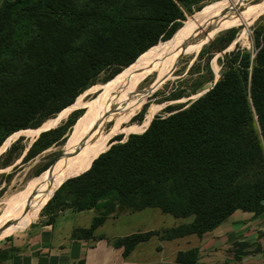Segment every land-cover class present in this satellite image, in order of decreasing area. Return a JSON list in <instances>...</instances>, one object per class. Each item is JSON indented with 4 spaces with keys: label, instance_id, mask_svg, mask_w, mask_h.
I'll list each match as a JSON object with an SVG mask.
<instances>
[{
    "label": "trees",
    "instance_id": "obj_1",
    "mask_svg": "<svg viewBox=\"0 0 264 264\" xmlns=\"http://www.w3.org/2000/svg\"><path fill=\"white\" fill-rule=\"evenodd\" d=\"M209 1H4L0 147L10 134L37 129L69 109L102 71L112 68L113 76L121 75L160 40L178 33L183 8L190 12ZM257 45L253 58L239 50L219 58L220 77L206 94L112 145L53 199L73 183L74 210L102 211L87 234L118 210L158 208L175 218H193L167 231L169 239L201 237L238 210L264 214V32ZM210 80L215 82L212 73ZM52 133L43 132L33 148ZM106 199L109 203L99 206ZM153 235H134L118 245L128 255ZM197 254L180 253L177 260L195 264Z\"/></svg>",
    "mask_w": 264,
    "mask_h": 264
},
{
    "label": "rangeland",
    "instance_id": "obj_2",
    "mask_svg": "<svg viewBox=\"0 0 264 264\" xmlns=\"http://www.w3.org/2000/svg\"><path fill=\"white\" fill-rule=\"evenodd\" d=\"M220 1L224 0L199 3L193 6L190 12L183 8L184 19L178 23L180 28L178 33L172 39L160 40L156 47L170 43L185 30L189 19L209 5ZM263 2V0H239L234 5L214 13L210 21L221 24L224 29L208 37L202 44L191 46L183 51L168 69L164 80L162 79L157 87L155 85L149 94H146V91L152 86L154 75L146 76L130 97L111 110L96 126L93 142L109 137L106 149L108 151L112 145L126 142L129 135L144 133L155 117H168L177 110L188 107L217 82L222 69L218 59L225 54L239 50L249 52L252 58L255 57L259 50L257 35L264 32ZM230 40L228 47L219 52L218 50ZM208 67L214 76V83L210 80L211 73ZM127 70L128 68L119 76H113L112 68L102 71L94 84L81 93L72 105L65 108L70 107L69 109H63L65 110L63 113L46 119L37 129L18 131L4 140V144L0 147V218L8 207L13 204L16 206L11 215L0 224V241L8 237V232L11 230L24 226L49 201L51 203L57 200V209L66 207L74 209L72 203L76 185L70 183L65 185L53 199L54 193L42 204V207L20 225L26 208L36 199L35 196L25 194L34 191L37 187L35 181L70 155V143L79 124L95 105L108 100L110 93L107 87L116 83ZM141 97H144V100L140 105ZM151 112L152 116L148 121L147 115ZM147 122L148 125H146ZM43 131L55 133L44 137L33 148ZM47 145L49 147L40 152ZM53 164L54 166L50 168ZM108 203L109 199H106L101 201L99 206L103 207Z\"/></svg>",
    "mask_w": 264,
    "mask_h": 264
},
{
    "label": "crops",
    "instance_id": "obj_3",
    "mask_svg": "<svg viewBox=\"0 0 264 264\" xmlns=\"http://www.w3.org/2000/svg\"><path fill=\"white\" fill-rule=\"evenodd\" d=\"M57 207V200L46 204L24 226L8 232L0 241V264H180L178 255L194 250L195 264H264V214L238 210L201 237L169 239L164 237L167 231L193 218H175L158 208L118 210L87 234L101 210ZM148 233L154 235L128 255L118 245L122 239Z\"/></svg>",
    "mask_w": 264,
    "mask_h": 264
},
{
    "label": "bare ground",
    "instance_id": "obj_4",
    "mask_svg": "<svg viewBox=\"0 0 264 264\" xmlns=\"http://www.w3.org/2000/svg\"><path fill=\"white\" fill-rule=\"evenodd\" d=\"M237 1L239 0H224L209 5L189 19V24L185 30L170 43L155 47L145 53L133 66L128 68L116 83L107 87L110 97L107 101L95 105L79 124L78 130L70 143V155L65 160L58 162L50 172H46L44 176L41 175L42 177L35 181L37 187L34 191L25 194L35 196L36 199L26 208L20 224L24 223L29 216L42 207V204L53 196L55 190L60 188L65 181L86 172L97 156L106 151L109 137L93 142L94 130L104 117L130 97L146 76L149 74L154 75L153 84L146 91V94H149L152 88L155 85L157 87V84L165 78L168 69L183 51L191 46L202 44L208 37L223 30L221 24L212 23L210 19L218 10L234 5ZM143 100L144 97H141L140 105ZM151 116L152 112L147 115L148 121ZM146 125H148V122ZM15 206L13 204L7 208L0 218V224L11 215Z\"/></svg>",
    "mask_w": 264,
    "mask_h": 264
},
{
    "label": "water",
    "instance_id": "obj_5",
    "mask_svg": "<svg viewBox=\"0 0 264 264\" xmlns=\"http://www.w3.org/2000/svg\"><path fill=\"white\" fill-rule=\"evenodd\" d=\"M215 83H216V82H215ZM215 83H214V84H215ZM208 91H209V90L203 92L198 98H200L201 96H203L204 94H206ZM43 132H45V131H43ZM43 132H41L40 135H41ZM40 135H39V136H40ZM103 153H104V152H103ZM0 155H1V154H0ZM58 159H59V158H58ZM58 159H57V160H58ZM96 159H97V158H96ZM96 159H95V160H96ZM57 160H56V161H57ZM54 164H55V163H54ZM54 164H53L50 168H52V167L54 166ZM90 168H91V167H90ZM90 168H89V169H90ZM89 169H88V170H89ZM88 170H87V171H88ZM87 171H86V172H87ZM86 172H84V173H86ZM84 173H83V174H84ZM81 175H82V174H81ZM79 176H80V175H78V176H76V177H79ZM74 178H75V177H74ZM65 182H66V181H65ZM65 182H64V183H65ZM64 183H63V184H64ZM58 189H59V188H58ZM58 189H57V190H58ZM57 190H55V192H56Z\"/></svg>",
    "mask_w": 264,
    "mask_h": 264
}]
</instances>
